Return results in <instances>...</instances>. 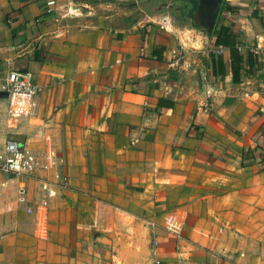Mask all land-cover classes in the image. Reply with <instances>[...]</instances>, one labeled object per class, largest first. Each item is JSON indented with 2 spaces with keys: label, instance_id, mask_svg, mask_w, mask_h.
<instances>
[{
  "label": "crops",
  "instance_id": "0c3cea01",
  "mask_svg": "<svg viewBox=\"0 0 264 264\" xmlns=\"http://www.w3.org/2000/svg\"><path fill=\"white\" fill-rule=\"evenodd\" d=\"M119 1L0 0V85L32 73L23 143L70 177L27 213L0 171V264H264V0L209 34L198 0Z\"/></svg>",
  "mask_w": 264,
  "mask_h": 264
},
{
  "label": "built area",
  "instance_id": "2783aa9c",
  "mask_svg": "<svg viewBox=\"0 0 264 264\" xmlns=\"http://www.w3.org/2000/svg\"><path fill=\"white\" fill-rule=\"evenodd\" d=\"M0 91L7 92V97H34L40 91L31 72L24 68L8 71L0 85ZM63 157L51 160L44 151L35 149L13 138H0V171L15 184V200L25 204V211L32 212L27 205L28 182L37 183L36 204L48 206L58 189L70 187V177L63 170ZM53 166H56L54 169ZM6 186L7 182L0 184ZM150 225H153L151 223Z\"/></svg>",
  "mask_w": 264,
  "mask_h": 264
},
{
  "label": "rangeland",
  "instance_id": "374dc122",
  "mask_svg": "<svg viewBox=\"0 0 264 264\" xmlns=\"http://www.w3.org/2000/svg\"><path fill=\"white\" fill-rule=\"evenodd\" d=\"M137 2H142V0H136ZM183 1V0H181ZM179 0H156L159 4H154V8L147 5L144 2L145 11H153L152 13L158 11L157 7H162V3H171L169 8L162 9L163 11H174L178 12L180 6L185 8ZM131 1H119L114 0L111 4V10L113 12L118 8L130 9L132 6ZM4 79L2 80L3 83ZM23 101L18 97H11L0 99V138H13L21 142H26L29 138L34 137L38 133L37 123L34 120L33 113L24 108ZM32 146L35 148L45 151L48 148L47 144H38V140H29Z\"/></svg>",
  "mask_w": 264,
  "mask_h": 264
},
{
  "label": "water",
  "instance_id": "95a60500",
  "mask_svg": "<svg viewBox=\"0 0 264 264\" xmlns=\"http://www.w3.org/2000/svg\"><path fill=\"white\" fill-rule=\"evenodd\" d=\"M220 0H198L196 10V21L199 26L209 34L214 25L218 12ZM81 9L82 7H78ZM7 92L0 91V98H6Z\"/></svg>",
  "mask_w": 264,
  "mask_h": 264
},
{
  "label": "trees",
  "instance_id": "16d2710c",
  "mask_svg": "<svg viewBox=\"0 0 264 264\" xmlns=\"http://www.w3.org/2000/svg\"><path fill=\"white\" fill-rule=\"evenodd\" d=\"M111 1H114V0H111ZM221 32H222V27H220V29H219V32H218V34L216 36V39H215V43L218 45L219 42H222L223 45H229V43L226 42L225 39H223V41L220 40V34H221ZM229 47H230L231 56H233V63H234V61L240 62L241 61V58L235 54V52L233 50V46H229Z\"/></svg>",
  "mask_w": 264,
  "mask_h": 264
}]
</instances>
